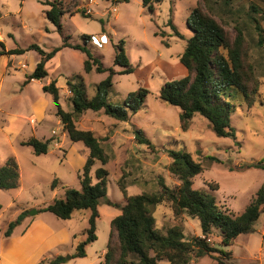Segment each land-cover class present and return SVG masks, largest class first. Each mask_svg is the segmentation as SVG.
Wrapping results in <instances>:
<instances>
[{
    "label": "rangeland",
    "instance_id": "374dc122",
    "mask_svg": "<svg viewBox=\"0 0 264 264\" xmlns=\"http://www.w3.org/2000/svg\"><path fill=\"white\" fill-rule=\"evenodd\" d=\"M62 1L68 12L61 18L60 34L45 16L48 6L39 0H0V42L4 48L10 50L36 44L50 51L61 44L63 37H69L68 42L75 44L81 43L82 36L86 35L89 36L88 48L108 68L113 63V45L123 41L133 71L113 76L107 101L118 105L140 87L149 91L142 107L136 113H129L124 122L103 111H86L75 123L78 129L91 131L111 157L104 165L96 161L90 172L93 175L95 169L102 167L108 173L106 200L97 208L96 240L86 246L84 258H72L63 264H98L103 260L100 253L106 249L110 220L120 213L119 207L125 203L118 187L120 178L128 185L134 182L125 188L127 196L156 190L157 178H162L171 188L179 184L167 169L170 158L166 150L189 152L203 168L193 178L192 188L209 193L217 205L239 215L264 180L262 170L245 167L264 160V43L259 47L248 39L244 45L248 98L240 93L234 95V111L230 116L234 139L214 135L208 121L199 115L182 129L179 109L164 103L159 91L165 82L187 76L178 57L192 34L187 22L195 6L199 5L212 15L232 40L235 30L230 11H237L240 16L239 12L253 4L264 12V0H210V12L204 0H162L154 4L153 12L143 6L142 0ZM77 11H83L88 17L83 18ZM261 26L264 27L263 20ZM173 28L182 39L175 36ZM91 35L96 38L105 35L106 44L101 47L92 44ZM84 58L78 51L63 48L47 62L45 78L25 84L26 75L38 62L37 53L0 55V167L13 157L20 175L17 188L0 189V231L1 226L14 220L21 211H27L22 223L8 237L0 235L2 264H33L34 260L40 262L57 255L65 258L73 254L77 242L84 237L89 211H75L69 220L37 212L54 198H63L65 189L80 188L78 175L88 150L81 142L70 141L55 116L51 96L44 93L41 86L57 79L59 103L63 110L70 112V93L65 80L80 83L90 98L98 82L107 75L93 71L85 73L82 69ZM1 66L6 67L3 70ZM121 69L114 66L116 72ZM33 103L44 108L42 118L31 119ZM136 130L142 131L154 147L138 143L134 137ZM32 136L50 139L46 154L35 155L31 147L20 144ZM53 179H57V184L51 189ZM210 183H216L218 190L211 191ZM153 216L159 230L177 225L186 239L201 236L199 221L185 213L175 217L169 203L158 205ZM263 220L261 216L257 229ZM208 242L221 248L216 230ZM227 249L232 253L229 264H264V236L258 232L240 235ZM190 264L216 262L206 256Z\"/></svg>",
    "mask_w": 264,
    "mask_h": 264
},
{
    "label": "trees",
    "instance_id": "16d2710c",
    "mask_svg": "<svg viewBox=\"0 0 264 264\" xmlns=\"http://www.w3.org/2000/svg\"><path fill=\"white\" fill-rule=\"evenodd\" d=\"M39 1L48 6L45 16L61 34L60 21L68 12L63 7V1ZM161 1L142 0V4L153 12L154 4ZM204 1L208 11H212V5L208 3L210 0ZM76 13H80L83 18L88 17L83 11ZM230 13L234 16L231 23L235 36L232 40L212 15L203 11L199 5L192 9L187 22L192 34L186 39L185 47L178 57L180 64L187 71V76L165 82L160 88L159 98L179 109L178 117L182 129L187 127L195 115H199L208 121L214 135L234 139L235 131L230 125V116L234 111V95L240 93L241 96L248 98L243 65L244 45L250 39L259 47H263L264 27L261 26V21H264V12L258 6L250 4L246 10L239 12L240 16L237 15V11ZM173 30L175 36L182 39L178 31L175 28ZM68 40L69 37H63L61 44L50 51H44L36 44L6 50L0 42V55H21L27 51L37 53L38 62L26 75L25 84L31 80L45 78L48 75L47 62L63 48L73 49L85 56L82 63L85 73L91 71L98 74L107 73L106 77L98 82L94 95L90 98H87L80 83L65 80L70 93L69 101L72 106L70 112L63 110L59 103L56 80H51L41 87L44 93L51 96L55 116L70 141L81 142L88 150L81 174L78 175L79 190L67 188L63 198H54L37 210L38 213L48 212L59 220L71 219L75 211H89L84 237L77 242L71 255L72 259L85 257L86 246L96 240L97 208L106 200L108 173L102 167L95 169L93 175L90 172L96 161L104 165L111 157L91 131L80 130L75 123L86 111H103L105 115L124 122L128 119L129 113H136L142 107L149 91L140 87L129 93L121 104H110L107 95L113 84V76L133 71L125 54L123 41L113 45L112 67L107 68L88 48L89 36H82L81 43L72 44ZM114 66H120L122 69L116 72ZM134 137L138 143L154 147L142 131L136 130ZM50 143V139L42 140L32 136L20 144L31 147L35 155H42L47 153ZM166 153L170 158L167 169L177 178L179 184L171 188L162 178H157L156 190L127 196L125 188L134 182H129L128 185L120 178L118 187L124 195L125 203L119 207L120 213L110 220L108 241L103 260L99 264H190L191 261L206 256L216 264H229L232 253L227 248L240 235L253 234L257 231L256 224L264 214V181L244 210L239 215H234L217 205L214 196L192 188L193 178L200 174L203 168L189 152L166 150ZM245 167L264 172V160ZM19 177L15 159L8 158L0 167V189L17 188ZM56 184L57 179H53L51 189H54ZM208 186L211 187V191L218 190L216 183H210ZM162 203H169L173 215L177 218L183 213L196 218L199 221L201 236L186 239L182 229L177 225L164 231L157 229L153 213ZM26 216L27 211H21L7 224L3 235L8 237ZM214 230L218 232L220 238L218 246L221 248L214 247L208 242ZM65 261L62 255H57L51 259H43L38 264H63Z\"/></svg>",
    "mask_w": 264,
    "mask_h": 264
},
{
    "label": "crops",
    "instance_id": "0c3cea01",
    "mask_svg": "<svg viewBox=\"0 0 264 264\" xmlns=\"http://www.w3.org/2000/svg\"><path fill=\"white\" fill-rule=\"evenodd\" d=\"M105 36V35H104ZM106 37V36H105ZM106 41H107V37H106ZM106 44V43H105ZM85 57V56H84ZM2 68H3V70H4V68L6 67H4V66H1ZM33 67H35V66H33ZM32 67V69H34ZM54 80H56V85H57V79H54ZM32 81V80H31ZM30 82V81H29ZM46 84H48V83H46ZM45 85V84H44ZM43 86V85H42ZM41 86V87H42ZM1 88H2V84H1V81H0V91H1ZM43 110H44V108L39 104V103H33L32 105H31V112H32V117H31V119L32 118H36V119H39V118H42V116H43ZM32 122H34V121H32ZM22 141H20V143H21ZM264 181V180H263ZM262 181V182H263ZM45 213H48V212H45ZM50 214V213H49ZM74 214V213H73ZM52 215V214H51ZM53 216V215H52ZM73 216V215H72ZM263 216V219H264V214L262 215ZM54 217V216H53ZM87 217H88V214H87ZM55 218V217H54ZM55 219H57V218H55ZM59 220V219H58ZM22 223V222H21ZM20 223V224H21ZM7 224L8 223H5L3 226H1V231H0V235H3V233H4V231H5V229H6V227H7ZM256 232H258L261 236H264V220H263V223L261 224V227H260V229H257V231ZM16 242L17 241H14V243L16 244ZM102 253V254H101ZM100 253V256L103 258V253H104V251H102ZM2 251H1V248H0V264H2V262H1V257H2ZM84 258V257H83ZM67 261V260H66ZM32 262V261H31ZM39 263V261L38 260H34V262H33V264H38ZM100 263V262H99ZM98 263V264H99Z\"/></svg>",
    "mask_w": 264,
    "mask_h": 264
},
{
    "label": "built area",
    "instance_id": "2783aa9c",
    "mask_svg": "<svg viewBox=\"0 0 264 264\" xmlns=\"http://www.w3.org/2000/svg\"><path fill=\"white\" fill-rule=\"evenodd\" d=\"M92 44L101 47L106 43V37L104 35H101L99 38H96L94 35L90 36Z\"/></svg>",
    "mask_w": 264,
    "mask_h": 264
},
{
    "label": "water",
    "instance_id": "95a60500",
    "mask_svg": "<svg viewBox=\"0 0 264 264\" xmlns=\"http://www.w3.org/2000/svg\"><path fill=\"white\" fill-rule=\"evenodd\" d=\"M34 213H36V211H34ZM71 259V256H66L65 257V260H70Z\"/></svg>",
    "mask_w": 264,
    "mask_h": 264
},
{
    "label": "bare ground",
    "instance_id": "6f19581e",
    "mask_svg": "<svg viewBox=\"0 0 264 264\" xmlns=\"http://www.w3.org/2000/svg\"><path fill=\"white\" fill-rule=\"evenodd\" d=\"M107 42V41H106Z\"/></svg>",
    "mask_w": 264,
    "mask_h": 264
}]
</instances>
